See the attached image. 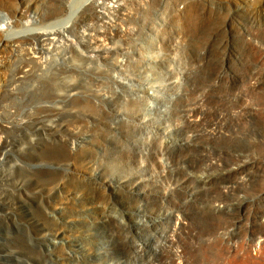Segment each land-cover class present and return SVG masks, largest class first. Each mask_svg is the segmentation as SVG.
Segmentation results:
<instances>
[{
	"label": "rangeland",
	"instance_id": "374dc122",
	"mask_svg": "<svg viewBox=\"0 0 264 264\" xmlns=\"http://www.w3.org/2000/svg\"><path fill=\"white\" fill-rule=\"evenodd\" d=\"M16 1L17 0H4L3 2V0H0V8L2 7L1 11L5 10L8 13L7 14L5 11L0 12V24H2L1 22L4 23L6 17H8L9 20H12V31L16 29L20 32L19 30L23 28L22 24L26 23L27 20L29 21L27 24L29 23L31 28L37 25L35 26L37 28L33 27L35 30L52 31L47 27V25L51 23V20L54 22L60 17H63V15L65 16L63 13H57L53 17L46 16V13L50 15L49 8L53 5V0H18L17 3ZM94 1L95 3L97 2L96 10L98 14L95 16L93 15V19L90 17L91 20L88 19L85 21H81L78 16L75 20L76 24H71V28L69 27L70 30L75 31L74 29L77 25V31L80 30L83 31V33L86 31L93 32L91 34H94L93 36L89 34L91 32H86L88 33L86 35L94 39L95 35H98L97 32L99 29L103 32L111 31L112 29V31H134L138 27L137 29L140 28L142 31H155V28L153 29L155 25L151 23V21L155 18L158 23H161L164 22L165 19L167 25H164V28L158 31H173L171 35L169 33L168 36L170 35L174 38L178 37L177 40H181L184 45L180 52H183L181 55L184 69H182L187 72L174 77L175 79L171 78L165 82L167 85L165 83L159 84L154 82L151 78V72L156 70V67H165L167 69L168 66H174L176 68L178 66L174 62L168 63L167 65H155V61L151 60L148 65L141 67V69H143L141 75L145 78L139 79L126 71L116 70L112 72L113 77L124 83L119 85L118 83L110 84L109 82V88L105 89L109 91L115 89L116 93H119V90L122 91L124 87L125 90L129 92L132 91L131 88H141V92L146 91L151 96H157L158 94L163 97L167 88L179 85V88H175L174 95L176 94L177 96L180 94L178 97H181V99L178 101L177 105H173L172 107L178 112L185 110L191 112L197 104H200L202 108L204 107V109H201V122L204 121L201 125L206 127V129H211L213 126L211 123L213 124L215 120L220 121L218 123V130L223 134L209 140L202 136L201 131H198L196 128L190 127L187 124H182L183 121H175V124H182L181 128L189 131V134L192 135L190 140H186L185 138H174L178 134L173 129V133L170 136H166V138H174L173 140L184 143L183 146H177V144L175 146L173 145L174 148L172 149V158L177 160L181 167L175 166V163L173 164L171 162L172 160H170L168 165L172 168V174L166 175L167 178L165 177V179L163 177H157L156 183L141 181L144 184H139L138 188H136L131 184L134 178L130 174L144 175L147 172H154L152 169L146 168L139 163L138 166L133 165L135 169L128 175L126 170L121 166L112 168V173H109L106 171L102 172L104 165L99 167L95 165L88 170L70 160L64 161L53 158H43L51 150L47 149L51 145H47V143L43 141L45 140L44 138L40 140L37 134L30 132V137L36 138V141L35 144L29 145L26 141L21 140L19 135L12 133L10 137L7 138L9 141L7 140L8 142H6L3 136L6 137L7 134L0 128V138L2 137V139H0V164L8 161V163H11L13 166V172L15 166H18L23 167L25 170L24 172L28 173V176L25 177V174L20 170L14 172V175L20 178L21 181L25 178L20 184L23 189L19 190L18 187L16 189L11 186L9 187L15 194L13 198L10 197L12 199L8 201L9 203H7V205H14L11 206L13 209V213H11L12 218L0 219V228L2 226L3 230L5 229L4 232L2 231V233H0V252H2L0 253V264L56 263L54 255L50 253V250H53L52 244L50 242L46 243L45 241H40V238H45V233H48L50 230L49 227L53 226L48 222V218L44 216L43 210L40 208L41 196H47L48 193L41 188L39 189L40 184L47 185L49 176H51L49 173L51 172H55L59 175V178L65 180L72 179L73 181L82 182L84 184L88 183L89 185H91V183H89L90 181L94 182L96 184V189H92L91 192H89L90 197L88 198L90 202H87V200H75L70 207L75 209L76 205L85 204L86 202L90 206H96L98 208L104 207L101 212L96 213L98 216H96L95 219H97V217V220H99L100 217L105 218L106 213V218L109 219L101 224L99 230L96 229V226L93 231L103 236L111 237L110 250L107 251L102 249L96 255L97 257H92L88 254H84L82 251H78L77 256L79 255L78 257L82 258L79 264H92L90 260L84 259L83 256L94 260V264H99V261L106 262L104 264H140L138 261H132L129 258L128 247L125 245L122 237L116 234L119 233L118 225L115 224L117 217H113L112 215L118 216L121 220H126H123L127 225H124L126 227L124 232H129L127 235L138 243V246L141 247L140 253H144L147 260L148 258H155L153 260L154 264H158L163 258L170 260L172 257V259H174L173 264H262L264 262V0H202L187 2L183 3L181 10L178 11L182 18L179 16L177 9L174 8L173 11V5H171V8L162 14V16H160L159 12H156L157 15L154 14V16L149 14V17H147L148 20H146L145 16L142 19L144 22L147 21L145 26L142 20L140 24L132 22L131 24L123 25L119 16L121 7H124V2L126 6V1L124 0ZM144 1L145 2L141 0V3H138L142 4L141 6L146 5L145 7L152 3L150 0ZM189 3L193 4L191 5ZM46 4H48V6ZM134 5L135 3L131 6L129 5L130 8L127 9V11H129L125 12L138 15L136 5ZM16 9L21 10L23 13L22 19L17 17ZM109 10L110 12H108ZM174 12L177 13L174 14ZM51 13L54 14L53 12ZM82 13L83 12H81V14ZM27 14H29V16H27ZM99 14L100 16L102 15L101 18ZM177 14L178 16H176ZM99 19L101 22L107 21V23L104 22L105 26L103 23L101 25L99 24ZM13 20H15L14 23ZM95 20L98 22H95ZM115 20L120 23L118 24ZM96 23H98V26ZM41 24H43L44 27H41ZM106 25L110 26L108 30ZM122 26L124 28L126 27V29H121ZM156 27L158 28V26ZM69 28H67L68 31ZM137 29L135 31H137ZM184 31H187V33ZM19 34L21 35L22 33ZM19 34L14 36L15 38L19 37V40L14 37L12 39L13 43H15L13 50L6 49L0 53V58L5 61L3 62L0 60V73H2L0 74V84H7L4 81L5 78L6 80H11L12 77L21 75L19 71L21 68H24L25 59H28L29 54L31 56H40L38 52V54L36 53V51H38L37 47H39L37 41L35 40L34 43L33 39L28 42V40H25L27 39L25 34V36L22 34V37ZM50 37L53 38L54 36L51 35ZM98 37L99 36L95 37L93 41L90 38L93 46L96 44V41L108 43V41L102 42L104 40L102 36H100V38ZM67 38L73 41L71 37H67V34H65V40L61 38L57 40L54 39V41L56 40L55 46H62L63 48L67 45ZM111 42H113V44H106L107 48H111L114 44L123 45L124 43V41H120L118 38L112 39ZM73 43H76L75 40ZM33 44L34 47L32 46ZM53 44H51V48L54 47ZM140 44L143 45V43ZM35 45L37 47H35ZM29 46L32 47L30 48ZM27 50L33 51V53H28ZM11 52L12 55H10ZM22 52H24V54ZM45 54L47 59H51V53ZM96 57L97 55L95 52L89 54V59L91 61ZM121 57L123 58V56ZM22 62L24 64L23 66ZM3 64L7 66V69ZM11 69L13 72L16 70L15 74H12ZM3 71L7 74H4ZM4 75L8 76L6 77ZM1 78L3 82H1ZM8 85L11 88L14 86V84ZM105 93L107 94L106 97H108L109 94L116 97L114 91L113 93L112 91ZM103 94L104 93H102V95ZM2 97L3 99L0 96V102L3 106L7 105L6 107L8 108L9 105L10 110L15 106L16 108L11 111L17 112V116L21 118L20 116L23 113L22 109L18 112V110H20V105L16 104L15 101L13 103V101L9 100L5 95H2ZM3 101L8 102L5 104ZM124 102L125 100L122 98L119 103L116 104L122 107ZM183 102L185 105L182 106ZM2 104H0L1 114L5 110ZM112 110L114 111V115L111 117L107 116L104 120L93 119V122L97 123L95 127L102 130L105 134L103 137L104 142L102 144L94 142L91 144L93 148L87 151L89 156H92L97 162L99 161L102 164L109 161L108 159L112 157L110 155L111 152L118 151L121 147L127 146V140L133 137L131 130L136 132V130L126 122L124 112ZM177 117V115H174L173 118L176 119ZM3 120L4 116H0V123L6 124V122H1ZM84 120H90V118L87 117L79 121ZM156 120L160 121V123L156 124L158 130H160L162 125L165 126L166 123L164 122L167 119L159 118ZM93 122H90V124ZM106 125H108L109 128H107ZM151 127L153 126L144 127L147 131L142 134L146 136L150 135L154 138L155 129ZM81 136L84 137V135ZM96 136L100 137L98 134H96ZM154 140L157 141L156 139ZM14 144H17V146L20 145L19 147L23 151H18V147ZM37 159L39 161H37ZM93 164L94 162L92 165ZM102 173H104L105 177ZM106 173H108V175H106ZM38 178L40 180H38ZM102 178H105L108 183H111L109 184V187H111L110 190H105L99 185ZM163 182L166 185H164ZM24 185L32 186L31 189H27L30 196H21L22 193L20 191H23V193L25 192ZM98 191H106L108 198L102 199ZM32 193L34 195H32ZM94 194L96 195L94 196ZM31 196H34V198ZM23 197L26 198L24 199ZM156 197H160V199L157 200L155 199ZM134 204L144 208V210L139 211L137 208L133 207ZM223 206L225 207L223 208ZM163 207L167 209V211H169L170 208L171 210L168 213H164V210H162ZM108 208H111V210H107ZM48 211H50V213L52 212L50 209H48ZM102 212L105 214H102ZM0 213L3 212L0 210ZM177 213H180V216L179 214L177 215ZM125 214H132L133 217H138L140 224H138V220L136 221L135 219H129V221H127L128 218H125ZM151 217L161 220L158 226L149 222ZM164 226L166 227L164 228ZM82 229L85 230V227L83 226ZM36 231L42 233H38L39 235H37V233H35ZM171 233H173V235H171ZM180 238H182V240ZM5 241L6 243H4ZM160 241H162V243ZM178 244L180 248L177 246ZM158 249H160V251ZM259 250H262V252L258 253ZM215 252H218L217 255ZM212 255H215V257ZM139 260H142V258ZM24 261L27 262L24 263ZM70 261L73 262L74 260L70 259ZM76 262L75 260L74 263L77 264ZM145 263L150 264L149 261Z\"/></svg>",
	"mask_w": 264,
	"mask_h": 264
},
{
	"label": "bare ground",
	"instance_id": "6f19581e",
	"mask_svg": "<svg viewBox=\"0 0 264 264\" xmlns=\"http://www.w3.org/2000/svg\"><path fill=\"white\" fill-rule=\"evenodd\" d=\"M17 1H16V3H17ZM124 1H126V6H125V2H124V4H123L124 7H121L120 16H119V14H118V16H119L120 20L122 21L123 25H126V24H131L132 22H136L137 24H140L141 20L145 16H146L145 17L146 20H148L147 17H149V14H152V16H154V14L157 15V13L159 12L160 16H162V14H164L168 9L171 8V5H173V7H172L173 11L175 8V9H177V12H178L181 10V8H182L181 6L183 5V3L192 2V1L193 2L194 1H202V0H156V3H155V0H150V1H152V3L150 4V2H149L150 5H147V7H145L146 5L141 6L142 5V4H140L141 0H124ZM142 1L145 2L144 0H142ZM3 2H4V0H3ZM138 2H140V3H138ZM96 3L94 0H53V5L49 8V14L50 15H47V13H46V16L53 17L57 13H63V14H65V16L63 15V17H60L59 19L56 18L57 20H55L54 22H52L53 20H51V23L49 21L50 24H48L47 27L49 30H52V31H48V30L46 31L45 29H44L45 31H43V30L41 31V29L35 30L33 27H35L37 25H35L31 28L29 26V23L27 24V22H29L28 20L26 21V23L22 24L23 28H22V30H19L20 32H18L16 29H15L16 31L14 29L12 31V29H11L12 28V20H9L8 17H6V20L4 19L5 20L4 23L1 22L2 24H0V53L6 49L13 50V47L15 46L14 45L15 43H13V40H12L13 37L17 36L19 33H22L23 35L24 34L26 35V36L24 35L25 37H27V39H25V40H28V42L30 40H33V39H34V43H35V40L37 41V44L39 47H37L36 45H35V47L38 48V51H36L35 49L34 50L36 51V53L38 52L40 54V56L39 55L38 56L37 55L31 56L29 54L28 59L27 60L25 59L24 68L23 69L21 68L19 71L21 73L20 76L12 77L11 80L10 79L6 80V78L5 79L3 78L7 84H5V83L0 84V96H1V98L3 99L2 95L3 96L5 95L9 100H12L13 103L15 101L16 104L20 105V108H19L20 110L17 109L18 112H20L22 109L23 113L20 116L21 118H19L17 116V112L11 111L14 108H16L15 106H13L14 108L10 110L9 105L7 108L6 107L7 105L3 106V104L0 102V104H2V107H4V109H5L2 114L0 113L1 114L0 116H4V120L1 122H3V123L6 122V124L0 123V128L7 134L6 137L3 136L5 138L4 140L6 142L9 141L7 138H9L12 133L19 135V137H21V140L26 141V143H28L29 145L35 144V141H36V138L30 137V134H29L30 132L37 134L38 138L40 140H43V138H44L45 140H43V141H45L47 143V145H51L47 149H51V150L50 151L48 150L49 151L48 154L43 158H53L56 160H64V161L70 160L75 164H79L80 167H83V168L88 169V170H90L89 169L90 167H93L95 165L97 167L104 165V169L102 172L106 171L109 173H112V171H111L112 168L121 166L122 168H124L126 170L128 175L131 171H133L135 169V167H133V165L138 166L140 163V164H142V166H145L146 168H150L154 172H147L144 175L131 173L130 175L134 178V180H132V182H131L132 186L138 188L139 184H144L143 182L156 183L157 177H163L165 179L166 175L172 174V168L169 167V165H168V162L170 160H172L171 162L173 164L175 163V166L181 167L180 163H178L177 160L172 158V149L174 148L173 145L175 146L177 144V146H183L184 143H182L181 141L178 142L177 140H173V139L174 138H185L186 140H190L192 138V135L189 134V131H186V130H184V128H181L182 124H187L190 127L196 128L198 131H201L202 136L208 138L209 140H212V139L216 138L218 135L223 134L220 130H218V128H219L218 123L220 121L215 120L213 122V124L211 123V125H213L211 129H208V128L206 129V127H203L201 125L204 122V121L201 122L202 121L201 109H204V107L202 108L200 104H197V105L195 104L196 106L193 108V111L190 110L191 112H189L188 110H185L182 112L176 111L172 106L177 105L178 101L181 99V97H178L180 94H178L177 96H176V94L174 95L175 88L176 87L179 88V85L178 86L175 85L172 88H167L166 92L163 94V97H161L158 94H157V96H151L146 91L141 92V88H138V89L131 88L132 91L129 92L128 90L127 91L125 90V87L122 88L123 89L122 91L119 90V93H116L115 89L111 90L112 93L114 91V93L116 94V97H113L110 94L108 95V97H106L107 94L105 92H111L108 89H105V88H109V82H110V84L111 83H118L119 85L124 83V82L119 81L113 77L112 72H114L116 70L126 71L130 75H134L136 78L141 79V78H145L141 75L142 70H143V69H141V67L144 65H148V63H150L151 60L155 61V65H162V64L167 65L168 63L174 62L178 66L177 68L174 66L173 67L168 66V68L166 69L165 67L163 68V67L154 66V67H156V70L151 72V74H152L151 78L154 82L159 83V84H162V83L164 84L165 82H167L171 78L182 75V74H184V72H187V71L183 70L184 69L183 58L181 55L183 52H180V50H182L184 45L182 44L181 40L178 41L177 40L178 37L174 38L173 36H170L171 32H173V31H158V30H162V28H164V25H167L165 19H164V22H161V23L160 22L158 23L155 20V18L153 21H151V23H154V25H155V27H153V29L155 28L154 29L155 31H145V30L142 31V29H140V28L137 29L138 28L137 26H135V27H137L136 28L137 31H135L136 29L134 31H128V30L127 31H112L113 29L111 28L112 29L111 31H104L103 32V31H100V29H99V31L97 32V34H98L97 36H99L98 38H100V36H102V39H104L102 42L108 41V43H101V41L100 42L96 41V44H95L94 43L95 41H94L93 42L95 44L94 46L92 45V42H91L92 37L86 35L91 31H89V32L86 31L87 30L86 28H85L86 29L85 31L88 33H86V32L83 33V31H80V30L77 31L76 30L77 25H76V28L74 27L75 31L70 30L71 24H76L75 20L78 18V16H79L81 21H85L88 19L91 20L90 17H92V19H93V15L95 16L98 14V12L96 10V7H97ZM133 3H135V5H136V10L138 12V15L132 14L131 12L127 13L129 11V10L127 11V9L130 8L129 5L130 6L133 5ZM189 4H191V3H189ZM46 5L48 6V4H46ZM49 5H50V3H49ZM196 5H197V3H196ZM134 6H132V7H134ZM186 6H187V4H186ZM1 8H0V12L5 11V10L1 11ZM10 11H11V8H10ZM125 11H127V12H125ZM5 12L7 13V11H5ZM16 12H17L16 13L17 17L22 19L23 13L21 12V10H17ZM51 12H53L54 14H52ZM81 12H83V13L81 14ZM108 12H110V10ZM177 12H174V14ZM186 12H187V10H186ZM178 13L180 16L181 15L180 12H178ZM183 13H185V12H183ZM189 13H191V12H189ZM2 15H4V14H2ZM0 16H1V14H0ZM27 16H29V14H27ZM44 16H45V14H44ZM99 16H100V14H99ZM101 16H100V18H101ZM176 16H178V14ZM113 17H115V16H113ZM37 18H39V17L37 16ZM2 19H3V17H2ZM113 19H115V18H113ZM192 19H193V17H192ZM29 20H32V19H29ZM39 20H40V18H39ZM14 21L15 20H13V23H14ZM17 21H18V19H17ZM43 22H44V20H43ZM95 22H98V21L95 20ZM104 22L107 23V21H104ZM104 22H101V20H100L99 24L101 25L103 23V25H104ZM115 22H117V21L115 20ZM142 22H143V25L145 26V23L147 21L144 22L142 20ZM46 23H48V22H46ZM117 23L119 24L120 22H117ZM96 24L98 26V23H96ZM112 24H114V23H112ZM83 25H85V24H83ZM89 25H90V23H89ZM40 26L44 27L43 24H41ZM127 26H129V25H127ZM156 26H158V28ZM80 27H81V25H80ZM83 27H85V26H83ZM109 27L110 26L106 27L107 30L109 29ZM113 27H114V25H113ZM35 28H37V27H35ZM67 28H69V31L67 30ZM123 28L124 27L122 26L121 29H123ZM124 29H126V27ZM95 31H96V29H95ZM184 32L187 33V31H184ZM92 33L93 32H91L89 34L91 35ZM169 33H170V35L168 36ZM22 34L21 35L19 34V35L22 37ZM65 34H67V37H71L73 39V41L75 40L76 43H73V41H71L67 38L66 39V42H67L66 46H64L63 48H62V46L61 47L55 46V41L57 39L61 38L62 40H65ZM51 35H53L54 37L51 38L50 37ZM93 35H91V36H93ZM97 36L95 35V37H97ZM95 37H94V39H95ZM175 37H176V35H175ZM17 38H15V39L19 40V37H17ZM115 38H118V40L120 39V41L121 40L124 41L123 45L122 44L121 45H117V44L115 45L114 44L111 46V48H107L106 44H108V45L110 43L113 44V42H111V40L115 39ZM54 39H56V40L54 41ZM94 39H92V41ZM53 42H54V44H53ZM23 43H24V41H23ZM57 43H59V42H57ZM140 43H143V45ZM51 44H53L54 47L51 48ZM26 45L28 47L27 43H26ZM17 46H19V45H17ZM32 46L34 47V44ZM20 49H22V48H20ZM20 49H18V50H20ZM14 52H16V51H14ZM24 52H22V53L24 54ZM29 52L33 53V51H28V53ZM94 52L97 55V57L91 61L89 59V54L94 53ZM178 52H180V53H178ZM4 53H6V52H4ZM45 53H51L52 54L51 59H47ZM184 53H185V51H184ZM10 55H12V52ZM34 55H35V53H34ZM121 56H123V58ZM6 58H7V56H6ZM9 58H10V56H9ZM19 59H21V58H19ZM0 60H2V59L0 58ZM23 60H24V58H23ZM3 62H5V61H3ZM17 62H19V61H17ZM23 65L24 64L22 62V66ZM3 66H6V65L3 64ZM9 66H10V64H9ZM4 69H5V67H4ZM6 69H7V66H6ZM12 69H13V67H12ZM1 70H3V69H1ZM185 70H187V69H185ZM4 71H3V73H4ZM15 72H16V70H15ZM15 72H13V70H12V74L13 73L15 74ZM0 74H2V73H0ZM4 74H7V73H4ZM4 76L7 77L8 75H4ZM146 78H148V77H146ZM1 82H3L2 78H1ZM8 84H10V85L14 84V86L11 88V87H9ZM129 84H131V83H129ZM168 84H170V83H168ZM110 86H112V85H110ZM119 89H120V87H119ZM103 91H105V92H103ZM102 93H104V94L102 95ZM178 93H179V91H178ZM115 94H113V95H115ZM1 98H0V100H1ZM122 98H124L125 102L123 103V106L121 107V106L117 105L116 103H119V101ZM201 100H203V99H201ZM5 101H3V102H5ZM7 102H5V104H7ZM11 105H12V103H11ZM183 105H185L184 102L182 103V106ZM112 109L124 112L125 116H126L125 117L126 122L128 124H130L136 130V132L131 130L133 133V137H132V139L127 140V146L121 147V149L118 151L112 150L113 152H111V154H110L112 157L110 159H108L109 160L108 162H106L105 164H102L99 161L97 162L92 156H89L87 154V151L91 150L93 148L91 146V144H93L94 142H99L100 144H102L104 142L103 137L105 134L102 130H99L95 127V126H97L96 125L97 123H94L93 119L104 120L107 116L108 117L113 116L114 111ZM1 112H2V110H1ZM77 112H78V114H77ZM174 115H177L178 117L176 119H174L173 118ZM203 116H205V115H203ZM87 117L90 118V120L79 121V120H82V119L87 118ZM159 118L160 119H162V118L167 119L164 122V123H166L165 126L162 125L160 130H158L157 125H156V124L160 123V121L156 120ZM222 118H223V115H222ZM179 120L183 121V123L181 125L179 123L175 124V121H179ZM90 122H93V123L90 124ZM146 126H153L151 128L155 129L154 138H153V136H150V135L146 136V135L142 134L143 132L147 131L144 128ZM106 127L109 128L108 125H106ZM176 127H178V128H176ZM77 128H78V130H77ZM173 129L175 130V132L178 135H176L173 139L166 138V136H170L173 133ZM19 131H21V132H19ZM18 132H19V134H18ZM148 132H151V131H148ZM96 134H98L100 137H97ZM81 135H84V137H82ZM227 135H228V132H227ZM0 139H2V137ZM154 139H156L158 142L155 141ZM15 146H17V144ZM19 146H17L18 147L17 150L23 151L20 149ZM5 147H6V145H5ZM8 155H9V153H8ZM1 157H3V156H1ZM37 161H39V160L37 159ZM93 162H94V164L92 165ZM0 165H1L0 166V210H1V212H3V213H0V219L12 218L11 213H13V209L11 208V206H13L14 204L7 205V203H9L8 201H10L13 198L15 192L12 191L9 187L11 186L14 189H16L18 187L19 190H21L23 188L20 186V184L25 179L24 178L21 181L20 178H17L14 175V172L16 170H20L25 174V177L28 176V173L24 172L25 170L23 167H18V166H15V170L13 172V166L11 165V163H8V161L2 162V164H0ZM49 174L51 176H49V179H48L49 181H48L47 185H41L40 182H39L40 185L39 184L38 185H39V189L41 188L42 190H44L45 192L48 193L47 196H43V195H42L43 197L41 196V204L42 205L40 204V206H41L40 208H42L41 210H43L44 216L46 218H48V222L51 223L53 226L49 227L50 230L48 231V233H45L46 234L45 238H43V237H42L43 239L40 238V241L41 242L45 241L46 243L50 242L52 244L53 250H50L48 248L47 249L50 250V253H52L54 255L55 262H56L54 264H69V263L75 264L74 263L75 260L77 261L76 262L77 264L81 263L82 258L78 257L79 255L77 256L78 251H82L84 254H88L89 256H92V257L93 256L97 257L96 255L102 249L109 251L110 246H111V237H106V236H103V235L93 231V230H95L94 228H96V226H97L96 229L99 230L100 229L99 227L101 226V224H103L105 221L109 220L106 218L107 213L105 215V218L100 217V219L97 220L98 217H97V219H95L96 216H98V214L96 215V213L101 212L104 209V207L98 208L96 206H90L87 204V202H90V199L88 198V197H90L89 192H91L92 189H96L95 188L96 184L94 182L90 181L89 183H91V185L94 186L93 187V186L89 185L88 183L84 184L82 182L73 181L72 179H67V180L61 179V178H59V175H57L55 172H51ZM102 174L105 177L104 173H102ZM106 175H108V173H106ZM106 179H107V177H106ZM106 179L102 178L99 185L102 186V188H104L105 190H110L111 187H109V184H111V183H108ZM38 180H40V179L38 178ZM141 181H143V182H141ZM163 184L166 185L164 182H163ZM145 185H147V184H145ZM31 188H32V186H25L24 185L25 192L23 193V191H20L22 193L21 196H24V195L30 196L29 195L30 193H29V191H27V189H31ZM98 192L101 194L100 197L102 199L108 198V196L106 195V191H101V192L98 191ZM163 194H166V193H163ZM18 195H20V194H18ZM32 195H34V194L32 193ZM95 195L96 194H94V196ZM10 197H12V198H10ZM32 198H34V196ZM155 199L159 200L160 197H156ZM75 200H87V202L85 204H78L75 206V209H73L70 206H71L72 202H74ZM111 200H112V196H111ZM106 202L108 203L107 200H106ZM26 203H28V202H26ZM133 207L137 208L139 211L144 210V208L139 207L137 204H134ZM224 207L225 206H223V208ZM113 208H114V206H113ZM48 209H50L52 212L50 213V211H48ZM10 210H11V212H10ZM107 210H111V208H108ZM162 210H164V213H168L171 210V208L169 209V211H167V209H165L163 207ZM180 213H177V215L179 214V216H180ZM102 214H105V213L102 212ZM175 215H176V213H175ZM112 216L117 217V220H115V224L118 225L119 233H116V234L118 236L122 237L123 241L125 242V245L128 247V249L127 248L126 249L129 251L128 252L129 258L132 261H134V260L138 261L140 264H147V263H145L146 261H149L150 264H154L153 260L155 258L154 259L148 258V260H147L144 253L143 254L140 253L141 247L138 246V243L135 242L129 235H127L129 232L128 233L124 232L125 231L124 229L126 228L125 226H127L126 223H124V221H126V220L123 219L124 220L123 221V220H121V218L119 219V217L116 215H112ZM124 216H125V218L126 217L128 218L127 221H129V219L130 220L135 219L136 221L138 220V217H136V216L133 217L132 214H125ZM39 219H41V218H39ZM45 220H47V219H45ZM138 221H137V223L140 224V221L139 222ZM160 221L161 220H158V219L152 218V217L149 219V222L155 226H158ZM184 221H183V223H184ZM174 224H175V222H174ZM186 224H187V221H186ZM83 226L85 227V230L82 229ZM165 227L166 226H164V228ZM170 228H171V225H170ZM173 228H174V226H173ZM4 230L1 226L0 233H2V231L4 232ZM157 231H159V230H157ZM35 233H37V235H39L38 233H42V232L36 231ZM168 233H166V234H168ZM171 235H173V233H171ZM133 236H135V235H133ZM154 237H155V235H154ZM157 237H158V235H157ZM180 239L182 240V238H180ZM160 242L162 243V241H160ZM4 243H6V241ZM47 246H48V244H47ZM177 246H179V244ZM144 248H142V249H144ZM179 248H180V246H179ZM28 250H29V247H28ZM57 250H59V251H57ZM158 250L160 251V249H158ZM211 250H213V249H211ZM215 250H217V249H215ZM218 252H215L216 255ZM259 252L261 253L262 250L261 251L259 250L258 253ZM0 253H2V252H0ZM152 255H153V252H152ZM247 256H248V254H247ZM213 257H215V255ZM249 257H250V255H249ZM83 258L90 260L92 262V264H94V262H95L94 260H91L90 258H87L85 256H83ZM140 258H142V260H139ZM172 258L170 260H168L167 258H165V259L163 258V260L159 259L160 262L158 264H173L174 259H172ZM70 259H72L74 261L71 262ZM259 259H260V256H259ZM22 260H21V262H22ZM5 261H6V257H5ZM25 262H27V261H24V263ZM104 263H106V262L99 261V264H104ZM182 263H183V261H182ZM155 264H157V263H155ZM262 264H264V262Z\"/></svg>",
	"mask_w": 264,
	"mask_h": 264
}]
</instances>
